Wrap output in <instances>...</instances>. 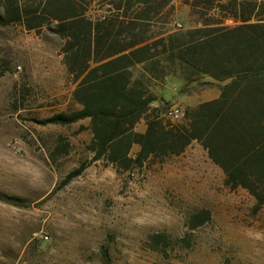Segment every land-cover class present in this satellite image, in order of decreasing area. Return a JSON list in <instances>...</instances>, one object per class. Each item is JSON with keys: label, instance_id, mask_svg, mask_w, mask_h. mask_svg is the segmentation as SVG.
<instances>
[{"label": "rangeland", "instance_id": "1", "mask_svg": "<svg viewBox=\"0 0 264 264\" xmlns=\"http://www.w3.org/2000/svg\"><path fill=\"white\" fill-rule=\"evenodd\" d=\"M173 5L156 31L198 26L189 5ZM63 43L46 31L0 24V193L25 202L0 200V264H264V207L246 189L226 185L197 141L132 172L90 162L64 182L91 159L93 134L89 118L37 122L79 107ZM184 86L170 75L154 90L167 109L185 111L219 89ZM205 209L211 218L191 229L192 215ZM155 233L169 237L165 249L152 242Z\"/></svg>", "mask_w": 264, "mask_h": 264}, {"label": "trees", "instance_id": "2", "mask_svg": "<svg viewBox=\"0 0 264 264\" xmlns=\"http://www.w3.org/2000/svg\"><path fill=\"white\" fill-rule=\"evenodd\" d=\"M174 1L0 0V24L64 39L79 107L37 122L66 126L89 118L93 134L91 159L65 183L90 162L104 160L120 173L132 172L180 155L197 141L223 170L226 185L246 189L264 207V0H182L198 26L156 31ZM170 75L182 79L184 91L195 83L218 86L220 96L187 107L181 120L171 121L154 90ZM142 121L146 128L139 131ZM0 200L25 205L5 193ZM210 218L209 210H201L189 226ZM151 240L165 249L169 237L155 233Z\"/></svg>", "mask_w": 264, "mask_h": 264}, {"label": "built area", "instance_id": "3", "mask_svg": "<svg viewBox=\"0 0 264 264\" xmlns=\"http://www.w3.org/2000/svg\"><path fill=\"white\" fill-rule=\"evenodd\" d=\"M164 116L171 121H179L184 117V111L177 106H172L166 110Z\"/></svg>", "mask_w": 264, "mask_h": 264}, {"label": "crops", "instance_id": "4", "mask_svg": "<svg viewBox=\"0 0 264 264\" xmlns=\"http://www.w3.org/2000/svg\"><path fill=\"white\" fill-rule=\"evenodd\" d=\"M219 96H220V89H217V90H216V94H215L213 97L203 99L201 102H203V101H207V100H211V99L217 98V97H219ZM199 103H200V102H199ZM199 103H198V104H199ZM153 104L156 105L157 103H153ZM140 124H144V128H143L142 130H139L138 127H137V130H139V131H144L145 128H146V123H145V121H142ZM138 126H139V125H138Z\"/></svg>", "mask_w": 264, "mask_h": 264}]
</instances>
